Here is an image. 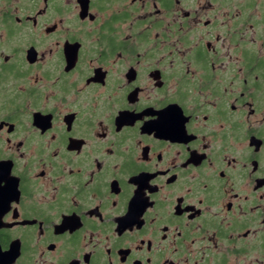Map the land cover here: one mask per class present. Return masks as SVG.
Returning <instances> with one entry per match:
<instances>
[{"label": "flooded vegetation", "instance_id": "af4514ba", "mask_svg": "<svg viewBox=\"0 0 264 264\" xmlns=\"http://www.w3.org/2000/svg\"><path fill=\"white\" fill-rule=\"evenodd\" d=\"M0 264H264V0H0Z\"/></svg>", "mask_w": 264, "mask_h": 264}]
</instances>
